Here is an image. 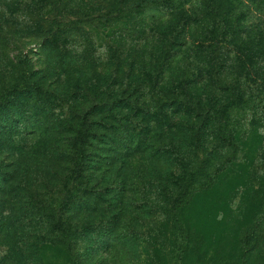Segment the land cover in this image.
Here are the masks:
<instances>
[{
	"label": "rangeland",
	"instance_id": "1",
	"mask_svg": "<svg viewBox=\"0 0 264 264\" xmlns=\"http://www.w3.org/2000/svg\"><path fill=\"white\" fill-rule=\"evenodd\" d=\"M144 1L0 0V264H264V0Z\"/></svg>",
	"mask_w": 264,
	"mask_h": 264
},
{
	"label": "trees",
	"instance_id": "2",
	"mask_svg": "<svg viewBox=\"0 0 264 264\" xmlns=\"http://www.w3.org/2000/svg\"><path fill=\"white\" fill-rule=\"evenodd\" d=\"M157 1L158 0H145L144 2L137 3L136 6L137 7H143L146 4L154 3V2H157ZM3 94L6 95L7 93L5 92ZM2 100H3V102L6 101V96L2 97ZM83 122H84V124H86V123L89 124L90 123L87 117L83 118ZM232 140L233 139H231V142H232ZM82 142L84 143V141H82ZM77 158H78V163L76 164V166H75V168L73 170V176H72L74 179H78V178H80L83 175V170H84V145L82 143L79 144V150H78ZM187 202H189V199L187 200ZM68 227H69L67 229L68 231H70L71 229H74V227H71V226H68ZM60 246H61L62 250H64L67 253V255L72 257L75 254L74 253V247L69 241L63 240V243ZM33 247H34V251H35L36 254H39V252L43 248H45L44 245H41L39 243H36ZM72 263L76 264L74 259L72 260Z\"/></svg>",
	"mask_w": 264,
	"mask_h": 264
}]
</instances>
